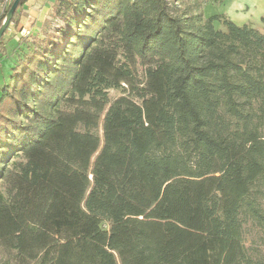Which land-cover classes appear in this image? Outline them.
Returning a JSON list of instances; mask_svg holds the SVG:
<instances>
[{"label":"trees","instance_id":"obj_1","mask_svg":"<svg viewBox=\"0 0 264 264\" xmlns=\"http://www.w3.org/2000/svg\"><path fill=\"white\" fill-rule=\"evenodd\" d=\"M210 1L56 0L0 102L7 264H264V32Z\"/></svg>","mask_w":264,"mask_h":264},{"label":"rangeland","instance_id":"obj_2","mask_svg":"<svg viewBox=\"0 0 264 264\" xmlns=\"http://www.w3.org/2000/svg\"><path fill=\"white\" fill-rule=\"evenodd\" d=\"M55 1L56 0H51V5L55 3ZM34 2L37 6L41 5L36 9V11L39 13L35 15L30 12H26L24 11V8L26 7H24L21 18L22 21L27 20L29 22L25 26L26 30H29V33L26 35L21 34L19 29H15L11 31V33H7V31L5 33L6 54L4 53L0 55V102L3 97L4 87L6 85H10L13 82V67L17 63L21 54L27 51L29 48L34 47L35 39L43 34L48 21L50 22L51 26H54L57 23V20L52 17V9H49L47 13H42V9L46 5V0H30L27 4H32ZM7 7L5 6L3 10H5ZM246 7V15L249 16V21H251L253 23L252 25L257 28L261 22V17L264 15V0H226L223 3H219V0H211L206 4L204 12L206 16H211L216 13H225L232 20L241 25L244 24V22L237 20L231 13H234V10L236 9L239 11L245 9ZM11 27L13 28V26L10 24V30ZM7 34L10 35L7 36ZM121 93V90L111 89L109 91L111 100L121 95ZM97 131L100 135H102V124H100ZM244 240L249 248L259 251L260 254L264 256V246L260 242V233L256 227L252 226L251 223L245 225ZM7 262L8 259L6 255L0 250V264H7Z\"/></svg>","mask_w":264,"mask_h":264},{"label":"crops","instance_id":"obj_3","mask_svg":"<svg viewBox=\"0 0 264 264\" xmlns=\"http://www.w3.org/2000/svg\"><path fill=\"white\" fill-rule=\"evenodd\" d=\"M30 1V0H29ZM28 1V2H29ZM51 0H46V5L44 6V8L42 9V13H47L48 11H49V9H52L53 10V8H54V5H55V3H53L52 5H51V3L52 2H50ZM27 2V3H28ZM56 2V1H55ZM25 4L24 6H23V8L24 7H26V8H24V11H26V12H30V13H32V14H35V15H37L39 12H37L36 11V9L37 8H39L41 5H36V3L34 2V3H32V4ZM5 7V4H3V2H1L0 1V13H2L4 10H3V8ZM23 8H22V10H21V15H23ZM34 9V10H33ZM246 9H247V7L245 8V9H243V10H239V11H237V9L236 10H234V13H231V14H233V16L237 19V20H240V21H242V22H244V24L245 23H247V24H253L251 21H249L250 19H249V16H247L246 14H247V11H246ZM3 10V11H2ZM2 11V12H1ZM262 19H261V22H260V24H259V26L257 27V29H259L260 31H262V32H264V15L261 17ZM234 21V20H233ZM249 22V23H248ZM29 22L26 20H24V21H20L19 22V24L18 25H14L13 23L11 24L12 26L14 25V26H20V27H25L27 24H28ZM24 24V25H23ZM255 25V24H254ZM14 26H13V28H14ZM253 26V25H252ZM13 28L11 27V30L10 29H8V31H7V33H11V31H13ZM256 28V27H255ZM8 35H10V34H7V36ZM5 38H6V35L4 34V44H3V46H4V49H6L5 48Z\"/></svg>","mask_w":264,"mask_h":264},{"label":"water","instance_id":"obj_4","mask_svg":"<svg viewBox=\"0 0 264 264\" xmlns=\"http://www.w3.org/2000/svg\"><path fill=\"white\" fill-rule=\"evenodd\" d=\"M22 0H15L11 6V8L9 9L1 27H0V39L4 36V34L6 33L7 29L9 28L12 18L14 17V14L18 8L19 3Z\"/></svg>","mask_w":264,"mask_h":264},{"label":"built area","instance_id":"obj_5","mask_svg":"<svg viewBox=\"0 0 264 264\" xmlns=\"http://www.w3.org/2000/svg\"><path fill=\"white\" fill-rule=\"evenodd\" d=\"M0 1L3 2V4H5L6 7L12 2V0H0ZM8 29H10V28H8ZM15 29H19L21 34L26 35L27 33H29V30H26L25 27L14 26L13 30H15Z\"/></svg>","mask_w":264,"mask_h":264},{"label":"clouds","instance_id":"obj_6","mask_svg":"<svg viewBox=\"0 0 264 264\" xmlns=\"http://www.w3.org/2000/svg\"><path fill=\"white\" fill-rule=\"evenodd\" d=\"M12 24V23H11ZM7 31H8V29H7Z\"/></svg>","mask_w":264,"mask_h":264}]
</instances>
